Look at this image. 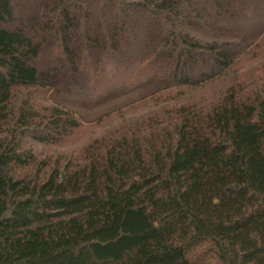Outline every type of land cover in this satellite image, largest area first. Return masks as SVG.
Masks as SVG:
<instances>
[{
    "label": "trees",
    "instance_id": "trees-1",
    "mask_svg": "<svg viewBox=\"0 0 264 264\" xmlns=\"http://www.w3.org/2000/svg\"><path fill=\"white\" fill-rule=\"evenodd\" d=\"M0 264H264V0H0Z\"/></svg>",
    "mask_w": 264,
    "mask_h": 264
},
{
    "label": "rangeland",
    "instance_id": "rangeland-1",
    "mask_svg": "<svg viewBox=\"0 0 264 264\" xmlns=\"http://www.w3.org/2000/svg\"><path fill=\"white\" fill-rule=\"evenodd\" d=\"M256 66L257 63L251 62L246 70H250ZM220 89H222L221 83L212 85L208 88V94H216ZM149 94V88L143 85L133 92L111 100L91 99L86 101L83 99H71L68 101L60 96H51L50 102L61 105L71 111L82 126L63 147L44 148L35 146L34 149L44 154H77L88 141L100 136L109 127L118 124L121 120L136 119L146 113V110H139L132 114H123V117H118L119 112L135 105L140 99L148 97ZM107 117L109 119H105Z\"/></svg>",
    "mask_w": 264,
    "mask_h": 264
}]
</instances>
